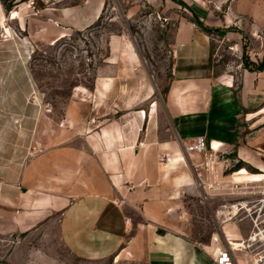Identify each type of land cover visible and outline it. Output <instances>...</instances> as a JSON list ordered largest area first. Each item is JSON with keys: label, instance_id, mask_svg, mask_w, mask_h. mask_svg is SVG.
Returning a JSON list of instances; mask_svg holds the SVG:
<instances>
[{"label": "crops", "instance_id": "0c3cea01", "mask_svg": "<svg viewBox=\"0 0 264 264\" xmlns=\"http://www.w3.org/2000/svg\"><path fill=\"white\" fill-rule=\"evenodd\" d=\"M106 2L14 0L7 11L0 0V237L34 235L56 218L61 245L81 260L217 264L251 229L230 207L241 198L234 185L264 177V68L215 76L206 24L174 16L162 113L155 101L152 112L102 109L115 75L56 122L31 74L34 44L89 28ZM198 137L207 152L187 154ZM233 256L254 264L247 251Z\"/></svg>", "mask_w": 264, "mask_h": 264}, {"label": "rangeland", "instance_id": "374dc122", "mask_svg": "<svg viewBox=\"0 0 264 264\" xmlns=\"http://www.w3.org/2000/svg\"><path fill=\"white\" fill-rule=\"evenodd\" d=\"M3 1L10 11L14 0ZM187 2L184 7L175 0H107L103 15L89 28L69 31L54 42L35 43L30 70L54 120L61 119L70 102L95 93L102 77L115 75L109 93L114 99L100 103L102 109L120 106L119 115L127 108L152 112L155 101L162 113L171 78L174 16L206 24L212 37L215 76L240 74L244 57L260 63L264 0ZM114 50L118 54L112 55ZM112 62L120 63L123 69L117 71ZM256 187L234 185L236 192ZM49 223L34 235L0 237V264H146L142 254L130 253L100 261L78 259L61 245L56 218Z\"/></svg>", "mask_w": 264, "mask_h": 264}, {"label": "built area", "instance_id": "2783aa9c", "mask_svg": "<svg viewBox=\"0 0 264 264\" xmlns=\"http://www.w3.org/2000/svg\"><path fill=\"white\" fill-rule=\"evenodd\" d=\"M208 144L204 137L195 138L194 141L185 146L187 154H204L207 152ZM160 162L170 163L168 155L161 158ZM258 187L252 190H240L241 197L236 203L230 205L235 210V215L250 223L249 234L237 245L229 243V247L219 252L215 257L217 264H235L233 252L247 251L254 264H264V180L257 183ZM127 227H131L128 223ZM218 241V239H215Z\"/></svg>", "mask_w": 264, "mask_h": 264}, {"label": "trees", "instance_id": "16d2710c", "mask_svg": "<svg viewBox=\"0 0 264 264\" xmlns=\"http://www.w3.org/2000/svg\"><path fill=\"white\" fill-rule=\"evenodd\" d=\"M178 4H180V5H182V6H184V7H186V3L184 2V1H182V0H175ZM196 24H199V25H202L198 20H196L195 18H194V20H193ZM205 30L207 31V32H209V29L208 28H205ZM243 67H244V69H247V70H249V71H254V70H262L263 68H264V62H262V63H258V64H256V63H254L253 61H251L249 58H245L244 57V59H243ZM238 168H237V170L238 169H240V165H238L237 166ZM236 171V170H235Z\"/></svg>", "mask_w": 264, "mask_h": 264}, {"label": "bare ground", "instance_id": "6f19581e", "mask_svg": "<svg viewBox=\"0 0 264 264\" xmlns=\"http://www.w3.org/2000/svg\"><path fill=\"white\" fill-rule=\"evenodd\" d=\"M236 180H237V182H243L242 181V178H237ZM247 180H249V183L248 184H257V183L262 182L264 180V177H262V176H252V177H249ZM234 246H238V245L237 244H234Z\"/></svg>", "mask_w": 264, "mask_h": 264}]
</instances>
